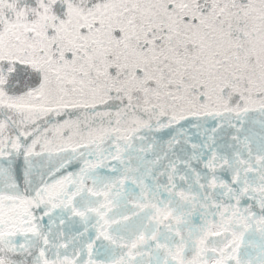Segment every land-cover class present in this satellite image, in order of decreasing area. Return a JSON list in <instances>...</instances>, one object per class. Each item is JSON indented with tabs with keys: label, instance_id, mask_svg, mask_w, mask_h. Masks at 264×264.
<instances>
[{
	"label": "snow or ice",
	"instance_id": "obj_1",
	"mask_svg": "<svg viewBox=\"0 0 264 264\" xmlns=\"http://www.w3.org/2000/svg\"><path fill=\"white\" fill-rule=\"evenodd\" d=\"M0 264H264V0H0Z\"/></svg>",
	"mask_w": 264,
	"mask_h": 264
}]
</instances>
